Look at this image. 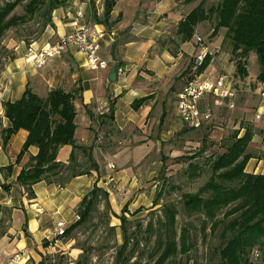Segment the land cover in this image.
<instances>
[{"label": "crops", "instance_id": "crops-1", "mask_svg": "<svg viewBox=\"0 0 264 264\" xmlns=\"http://www.w3.org/2000/svg\"><path fill=\"white\" fill-rule=\"evenodd\" d=\"M147 1L149 2V0H130L124 5L123 0H115L111 17L114 19L121 16L115 23L116 28L111 26V29H108L106 25L93 21V25L103 30L105 34L101 53L113 63L108 69L89 70L85 65L84 55L73 47H67L60 56L50 58L43 67L36 68L26 58L28 43L24 41L15 44L7 61L2 65L0 69V264H75L81 249L75 244L76 239L73 236L69 235L67 238L63 235L58 236L55 224L60 219L65 221L66 228L74 223L77 220V208L82 198L90 192L94 184L100 186L101 183L96 171L76 175L65 184L47 177L32 185L33 195L27 194L24 187L16 182V177L21 169L28 165L30 157L37 153L38 148L29 146L17 161L16 158L28 135L27 130L22 128L9 137L6 145L3 144L2 131L10 126V121L4 114L3 103L19 99L26 87H30L41 97H45L49 90L56 87L74 93L75 139L77 144L83 146L98 140H107L111 143L114 141V135H108L111 132L115 133V129L125 131L130 126L143 124L157 100L156 95L152 96L155 91L151 86H156L162 78L171 76L178 68L182 57V53L172 54L169 44L160 46V40L156 41L167 38L179 19L185 15L171 11L176 10V0H151L149 3ZM85 5L84 0H65L62 6L52 12V24L45 27L39 38L31 41L32 45L41 47L54 43L63 34L73 31L76 26L83 23L81 17ZM129 14L133 15V20L126 23L125 19ZM119 30H126L120 41H118ZM187 43L191 45L188 49L190 53L192 52L193 62L196 44L185 42L180 48L186 51L184 46ZM113 44L115 56L112 54ZM214 60L209 62L203 76L215 79L217 75L222 74H216L217 66L234 71L233 63L229 59ZM114 65L122 66L125 74L121 75L116 71L114 80H110L109 73ZM229 70H226L227 73H231ZM184 84L175 94V108L176 95ZM253 86L252 89L243 87L234 109L217 105L213 108V115L217 111L221 113L230 110L226 121L231 123L233 129L239 131V135L243 134L248 125L242 126L240 120L235 122L233 119L244 114V110H247L250 122L255 121L250 115L254 110L256 111L254 118H262L260 113L264 111V99L257 94L255 83ZM247 91L251 96H247L245 103L240 105L241 97ZM145 96H149V99L140 108L135 110L131 107L134 99ZM110 107L113 110L114 120L111 121V126H108V130L112 129L111 132L105 133L107 124L102 120H106ZM160 108L162 111L160 123H162L165 118L163 103ZM256 114L260 115L259 118ZM79 116L81 124L78 122ZM173 123L171 127L176 126L179 129L182 124L185 125L179 118ZM251 129L253 136L250 143L258 141L257 135L260 131V160L252 155L245 170L264 174V155H262L264 124L260 125V129L253 124ZM100 131H103V136L99 134ZM125 140L131 141L129 137ZM143 143H153L151 133ZM71 151V145H62L58 149L56 159L68 163ZM124 175L120 174L119 177Z\"/></svg>", "mask_w": 264, "mask_h": 264}, {"label": "rangeland", "instance_id": "rangeland-1", "mask_svg": "<svg viewBox=\"0 0 264 264\" xmlns=\"http://www.w3.org/2000/svg\"><path fill=\"white\" fill-rule=\"evenodd\" d=\"M6 1L0 0V6ZM27 1L23 0L16 7L15 13H24V3ZM84 1H86V5L81 22L93 24L94 14H102L106 0ZM123 1L122 4L127 5L130 0ZM219 1L194 0L185 3L183 0H176V10L171 11L184 15L200 2L203 3L205 8H208L216 5ZM120 18L121 16L114 19L111 17L112 28H116L115 23ZM46 19L47 16L43 17L41 12H38L25 24L5 32L0 40V69L7 61L15 44L21 41L19 39H24V43H28L27 51L32 42H26V40H36L41 36ZM132 20L133 15L129 14L125 22L128 23ZM213 23L214 19L200 23L196 27V34L200 35L210 45H219L221 52L215 59H229L233 63L234 69L232 72V70L217 66L216 74L225 73L226 70H229L232 74L234 73L233 75L236 78L243 80V87L252 89L254 83L256 84L259 69L256 56L251 53L246 59H241L247 71V76L242 78L236 72V63L240 59L231 54L229 41L225 37L226 30L222 28L216 36H211ZM124 32L126 30L118 31V41L121 40ZM173 36L174 33H171L167 38H160L156 42L160 40V46L169 44L170 52L174 55L182 53V57L178 68L171 76L162 78L156 86H151V89L155 91L152 96L156 95L157 100L144 123L139 126H130L125 131L115 129L114 133L111 132L112 129L108 130V126H111L112 122L107 117L106 120H102L107 124L105 133L110 131L111 134L108 136L114 135V141L108 143L107 140H98L96 142L92 141L88 145H81L82 148L75 151V160L70 163L76 166L73 169L75 173L95 171L93 160L88 158V153L91 152L98 166L96 171L98 179H101L99 187L108 192L107 203L102 199L86 222L78 226L71 234H63L65 238L70 235L76 239L75 244L81 249L78 259L81 258L84 264H114L117 250L125 239H128L125 264H155V236L152 234V230L146 228L150 222L156 225L158 218L164 216V209L169 206L175 207L177 211L175 225L178 237L182 229H186L188 232L187 240L191 246L187 253H178L174 259L175 263L221 264L218 255L222 243L221 227L211 230V223L207 222L204 214L186 211L181 195L184 192L196 191L199 186L208 180L211 175L209 162L215 155L226 149L231 142L232 134L236 130L232 128L231 123L226 121L230 110H224L221 113L217 111L218 113H214L209 123L198 129L183 124L180 129L176 126L171 127L178 118L174 107L175 94L188 79L190 73L185 72V69L192 60V52L190 53V49H188L191 45L187 43L184 46L186 47L185 51L180 48L183 43L179 44ZM249 93L248 91L244 92L240 105L245 103L247 96H251ZM164 99L165 101H163ZM162 103L165 118L160 123L162 115L160 105ZM243 112L244 114L233 120L235 122L240 120L242 126L248 125L251 127L254 124L259 129L260 125L264 124V111L260 113L261 119L254 118L255 110L251 112L250 115L255 120L253 122L248 119L247 110ZM78 122L81 124L80 116ZM258 132V141L249 143L247 151L257 156V160H260V131ZM149 133L153 137V143L144 144V139ZM99 134L103 136V131H100ZM127 137L131 141L125 140ZM190 155H195V157L188 159ZM179 156L181 158H178ZM190 162L196 163L200 167L197 176L191 177L189 175L188 164ZM69 174L70 171L63 175H52L50 177L62 182ZM120 174L125 175L119 177ZM224 211L218 213V219L223 216ZM123 213L127 219L125 235L123 228L120 226V216ZM165 264H170V262ZM249 264H264V245H258V251H254L251 255Z\"/></svg>", "mask_w": 264, "mask_h": 264}, {"label": "trees", "instance_id": "trees-1", "mask_svg": "<svg viewBox=\"0 0 264 264\" xmlns=\"http://www.w3.org/2000/svg\"><path fill=\"white\" fill-rule=\"evenodd\" d=\"M183 1L190 3L194 0ZM22 2L23 0H7L0 6V40L7 30L25 24L38 12H41L43 17L47 16L44 30L48 24H52L54 9L62 6L65 0H28L24 3V13H15L16 7ZM114 4V0H106L102 14H94V23H102L111 29L110 19ZM211 19H214L211 36H216L219 30L224 28L231 54L240 59L236 63L237 74L242 78L247 76L241 59H246L252 53L256 56L259 68L256 80L264 81V0H220L216 5L208 8L200 2L182 16L172 28L173 38H176L179 44L195 42L196 27ZM19 40L24 41V39ZM32 40L35 39H28L26 42ZM112 51L115 56L114 44ZM209 62L210 59L206 58L197 72H202ZM192 65L191 61L185 72H191ZM74 98V93L67 92L61 87L52 88L45 97L39 96L30 87H26L19 99L3 103L4 114L10 121V126L2 131L3 144L6 145L9 137L22 128L27 130L28 135L16 158L17 161L29 146L38 148L37 153L30 157L28 165L22 168L16 177V182L22 185L29 195L34 194L33 184L52 175H63L70 171L67 178L60 182L65 184L76 175L91 172L75 173L73 169L76 166L70 164L75 160L76 149L82 148L75 139ZM148 99L149 96L134 99L131 107L137 110ZM106 117H109L111 121L114 120L112 107L109 108ZM252 136L253 131L249 126L245 128L242 135H239V131L236 130L226 149L215 155L209 162L211 175L208 180L196 191L184 192L181 195L186 211L204 214L207 222L211 223V230L221 227L222 243L218 250L221 264H249L251 255L254 251H258V245H264V174L245 170L252 157V154L247 151ZM65 144L72 146L68 163L56 159L58 149ZM194 157L195 155H190L188 159ZM88 158L93 160L94 170L97 171L98 166L91 152L88 153ZM199 169L196 163L188 164V173L191 177L197 176ZM102 199L107 203L108 192L94 184L79 203L78 219L66 229L65 233L71 234L78 226L86 222ZM223 210H225L223 216L218 219V213ZM176 214V208L169 206L164 209V216L158 218L156 225L150 222L146 228L152 230L155 236V264L169 262L176 264L174 259L178 253H187L191 248L186 229H182L178 237L175 225ZM126 220L123 213L120 216V226L123 228L124 235ZM127 244L128 239H125L117 250L114 264L126 263ZM75 264L84 263L79 258Z\"/></svg>", "mask_w": 264, "mask_h": 264}, {"label": "built area", "instance_id": "built-area-1", "mask_svg": "<svg viewBox=\"0 0 264 264\" xmlns=\"http://www.w3.org/2000/svg\"><path fill=\"white\" fill-rule=\"evenodd\" d=\"M104 31L96 25L82 23L76 28L60 36L54 43L41 47L28 46L26 58L36 68L43 67L50 58L60 56L67 47H73L85 57V65L89 70H105L113 63L106 59L102 53V41ZM196 51L193 55V67L189 79L176 95L177 117L190 128H200L213 116L214 105L234 109L240 93L243 90V80L236 78L232 73H222L215 79L203 76V72H197L206 58L214 60L221 52L217 44L206 43L200 35H194ZM116 71L123 75L122 66H115ZM255 90L261 99H264V81H256ZM259 114L256 117L259 118ZM63 220L56 222V234L63 235L66 231Z\"/></svg>", "mask_w": 264, "mask_h": 264}, {"label": "water", "instance_id": "water-1", "mask_svg": "<svg viewBox=\"0 0 264 264\" xmlns=\"http://www.w3.org/2000/svg\"><path fill=\"white\" fill-rule=\"evenodd\" d=\"M115 76H116V69L115 67H112L109 73V79L114 80Z\"/></svg>", "mask_w": 264, "mask_h": 264}]
</instances>
